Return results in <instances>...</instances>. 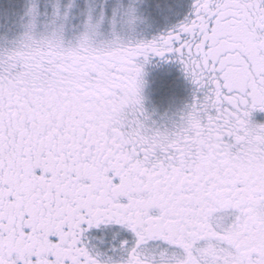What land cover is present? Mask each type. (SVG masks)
I'll list each match as a JSON object with an SVG mask.
<instances>
[{
  "label": "snow or ice",
  "instance_id": "snow-or-ice-1",
  "mask_svg": "<svg viewBox=\"0 0 264 264\" xmlns=\"http://www.w3.org/2000/svg\"><path fill=\"white\" fill-rule=\"evenodd\" d=\"M0 264H264V0H0Z\"/></svg>",
  "mask_w": 264,
  "mask_h": 264
}]
</instances>
